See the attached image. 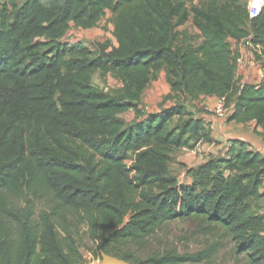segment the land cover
<instances>
[{
  "label": "trees",
  "instance_id": "16d2710c",
  "mask_svg": "<svg viewBox=\"0 0 264 264\" xmlns=\"http://www.w3.org/2000/svg\"><path fill=\"white\" fill-rule=\"evenodd\" d=\"M230 1L0 0V264H84V236L94 256L131 264H214L224 238L236 264H264V157L233 140L225 157L187 168L188 182L169 169L173 151L212 142L188 107L201 96L224 98L227 121H253L264 140V8L251 17ZM108 13L116 45L66 40ZM189 19L200 42L174 47ZM246 38L261 77L237 84L228 39ZM160 69L174 103L142 111L141 92ZM95 72L121 88L95 87ZM130 107L124 123L118 113ZM177 219L215 240L193 252L132 251Z\"/></svg>",
  "mask_w": 264,
  "mask_h": 264
},
{
  "label": "rangeland",
  "instance_id": "374dc122",
  "mask_svg": "<svg viewBox=\"0 0 264 264\" xmlns=\"http://www.w3.org/2000/svg\"><path fill=\"white\" fill-rule=\"evenodd\" d=\"M228 1L231 2L230 0ZM195 3L207 7L210 5V0H195ZM248 3L249 0H235V6L239 9H245L250 16ZM110 18L111 14L108 13L107 16H103L97 25L92 29H72L66 35V40L70 44L80 42L89 47L91 50L95 49L96 43H101L105 40H108L113 45H116ZM174 32L175 36L172 38V45L174 47L182 48L187 45H196L201 40L200 32L193 25L191 19L187 20L182 25L177 26ZM228 40L231 45L233 55H239V57L240 55H242L241 57L245 56V58H243L245 65H249L248 63L252 58L257 60L255 57L256 54L249 47H244L239 41H234L233 39ZM248 53L250 56H248ZM237 73L238 71L236 70V77ZM155 75V78L142 90L140 101L137 104V107H140V109L145 112H156L163 106H169L174 103V99L167 96L170 89L165 79V70L160 69ZM91 81L95 87L102 89L107 93H114L121 88V81L113 74L109 73L104 75L99 72H95L91 77ZM215 103L216 99L208 100L206 97L201 96L198 100L188 102V107L189 109L196 111L197 115L202 116L204 121L207 123L208 118H210V116H214L213 107ZM134 110V107H130L125 111L119 112L118 117L124 123H129L133 119ZM227 110L229 112V107ZM208 147L209 145L204 146L201 143L197 148H195V150L181 149L173 151L171 154L172 159L169 162V169L172 174L175 175L180 182H188L189 177L185 173L186 169L189 167H195L197 164L201 163L210 153L211 148ZM216 155L219 154L217 153L215 156ZM12 202H15V204L18 205V203H16V199H12ZM258 204V209L261 212H264V197L259 200ZM36 205L38 207V203H36ZM253 206L256 208L255 205ZM213 240H215V237L199 230L194 221L177 219L160 225L156 231L151 234V236L141 242L140 247H133L132 251L138 254H146L149 252H160L165 248H175L181 253L186 251L193 252L203 249L208 242ZM79 243L84 264H98L100 255L96 257L92 252L93 249H95L94 242L88 236H84ZM221 243L222 247L214 257V264H236L234 258L232 257V243L229 238L222 239ZM239 264H243V261Z\"/></svg>",
  "mask_w": 264,
  "mask_h": 264
},
{
  "label": "crops",
  "instance_id": "0c3cea01",
  "mask_svg": "<svg viewBox=\"0 0 264 264\" xmlns=\"http://www.w3.org/2000/svg\"><path fill=\"white\" fill-rule=\"evenodd\" d=\"M105 16H107V14ZM241 56L242 55H240V57ZM248 56H250L249 53ZM241 58L243 59L245 56ZM248 64L249 65H245L244 61L242 69L238 71L237 84L257 83L259 81L261 77L260 65L253 58ZM206 98L208 100L216 99L215 97ZM207 127L210 130L212 142L202 144L204 146L209 145L211 148L209 155L215 156V154L218 153L220 156H216L225 157L233 140H240L248 144V149L256 151L264 157V140L261 135L263 131L259 127H255V123L253 121L236 123L234 121H227L226 118L220 119L216 116H210L207 120ZM260 192H262V190Z\"/></svg>",
  "mask_w": 264,
  "mask_h": 264
},
{
  "label": "built area",
  "instance_id": "2783aa9c",
  "mask_svg": "<svg viewBox=\"0 0 264 264\" xmlns=\"http://www.w3.org/2000/svg\"><path fill=\"white\" fill-rule=\"evenodd\" d=\"M248 8H249L250 16L251 17L256 16L264 8V0H249ZM240 44L243 45L244 47H249L250 49H252V44L249 38L240 41ZM255 50H257L259 54L261 51V47H257L255 48ZM243 65H244V60L241 57H238L236 63V70L240 71ZM227 112L228 110L225 107L224 98H218L213 107V113L217 118L224 119L227 116ZM198 145H200V143L196 145V148L198 147Z\"/></svg>",
  "mask_w": 264,
  "mask_h": 264
},
{
  "label": "water",
  "instance_id": "95a60500",
  "mask_svg": "<svg viewBox=\"0 0 264 264\" xmlns=\"http://www.w3.org/2000/svg\"><path fill=\"white\" fill-rule=\"evenodd\" d=\"M98 264H131V263L101 252L100 253V260H99Z\"/></svg>",
  "mask_w": 264,
  "mask_h": 264
}]
</instances>
